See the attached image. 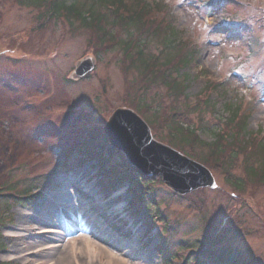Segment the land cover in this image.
Returning <instances> with one entry per match:
<instances>
[{"label": "rangeland", "instance_id": "rangeland-1", "mask_svg": "<svg viewBox=\"0 0 264 264\" xmlns=\"http://www.w3.org/2000/svg\"><path fill=\"white\" fill-rule=\"evenodd\" d=\"M157 1L170 7L168 12L174 18L176 37L199 44L197 49H193L192 43H181L186 51H197V61L180 70L185 74L186 93L191 98L188 106L204 99L211 105L204 107L200 101L197 109L189 113L193 122L200 114L202 121L208 122L205 129L218 133L231 118L227 117L229 111L226 106L240 102L242 111H249L250 114L246 120L248 128L261 130L264 138V18L250 23L244 20V16H262L264 0H235L236 3L234 0H145L151 6ZM208 2H211V6L207 5ZM259 5L261 8L257 7ZM39 11L33 1L21 5L17 0L14 3L12 0H0V186L18 191L24 189L26 182L33 187L32 192L36 189L46 192V200L38 199L27 207L26 212L25 208L19 206L11 208V224L1 229L0 233L4 235L2 244L7 251L20 255L23 246L28 243L27 248L40 246L47 249L38 255L41 264L47 260L61 264L63 258H71L63 244L48 245L36 233L47 223H53V211L58 210L59 206L57 201L69 206L64 194H72L73 180L62 171L51 177L50 171L59 166L67 152L86 139L87 132L93 134L95 139L84 158L82 168L85 174H96V158L100 161L109 157L99 167L97 174L107 167H113L114 162L120 164L116 154L106 153L108 148L101 135L102 126L117 107L136 110L140 102L137 97L141 94L140 88H131L132 79L136 76L138 81L139 72L128 66V59L122 53L114 51L109 54L97 49L96 39H87L85 33L74 36L64 22L46 31L32 30V33H26L25 28L37 25ZM235 20L239 22L236 26ZM167 25H160L159 28L165 30ZM153 53L159 54L156 45ZM81 56L93 57L96 68L86 79L64 83L66 74ZM127 67L129 72L125 71ZM213 83L217 85L210 92L209 99L208 91L203 90ZM158 93L163 99L166 89H159ZM13 104L19 108L13 109ZM174 105L163 101L159 120L154 125L155 135L159 138L165 136L166 117ZM6 115L11 116L14 122L7 125V121L11 120L3 118ZM197 131L194 135L198 139L204 142L214 140L212 132ZM174 145L182 153L191 151L207 156L202 148H191L190 144L180 142L179 138H176ZM90 152H96V158L88 161ZM234 163L230 161L225 166L223 161L221 167H213V170L207 166L216 181L217 188L213 190L206 187L185 195H175L159 180L153 179L146 192L150 200L148 212L157 221L140 229V233L145 234L139 244L142 248L132 256L151 257L156 264H196L191 250L197 253L200 242L206 244L207 239L214 236V231L217 233L215 228L219 214L225 211L229 202L230 209L234 207L237 213L230 216L225 229L228 234L223 232L211 249L223 250L233 244L234 251L228 254L229 260L238 256L247 263L264 264V180L249 179L248 169L231 167ZM118 169L121 170L120 167ZM45 177L47 184L43 183ZM227 178L232 183L239 179L242 187L234 189ZM30 179L34 183H30ZM136 179L140 180L139 177ZM147 182L144 180L142 184ZM129 197L125 196L126 199ZM74 210L77 208H71L72 212ZM144 213L139 211L137 218ZM35 214H40L46 221L31 217ZM26 224H29L26 230L29 237L26 240L7 237L10 232H16ZM95 224L100 228V222L95 221ZM106 226H109L108 223ZM161 226L166 227L162 241L158 237ZM124 229L126 241L135 239L129 236L128 229ZM109 230L113 234L116 231L111 226ZM72 232L68 230L67 233ZM83 236L86 237L80 231L65 239L70 241L76 238L82 245L87 242ZM55 237L53 242L63 235ZM165 243L169 245L168 253L173 257L170 263L162 262L155 253L157 245L163 247ZM176 249H181L180 253L176 254ZM32 250L27 249L26 252ZM159 251L161 255L163 250ZM1 252L0 260L9 259L8 252L3 255ZM35 259L30 256L28 264H35ZM15 263L21 264L23 260L17 259ZM82 263L85 264L84 261Z\"/></svg>", "mask_w": 264, "mask_h": 264}, {"label": "trees", "instance_id": "trees-1", "mask_svg": "<svg viewBox=\"0 0 264 264\" xmlns=\"http://www.w3.org/2000/svg\"><path fill=\"white\" fill-rule=\"evenodd\" d=\"M15 1L12 0L13 3ZM31 1L40 10L36 18L37 25L31 30L46 31L50 27H57L58 23L64 22L74 36L85 33L87 39H96L97 49L107 51L109 54L114 53V51L122 53L134 64L133 66L139 70L138 75L141 76V80H135L136 76H134L131 88L141 87V95L137 97L140 102L136 107L141 113L151 111V114L156 117L161 105L156 91L162 86L166 89L168 92L167 100L175 105L172 107V112L166 117L168 121L166 124L169 127H167V132L162 138L165 142L174 146L176 138H179L180 142L186 141L191 148L193 146L202 148L205 150V154L207 153L206 157L191 151L185 154L201 161L211 170L215 167H221L223 161L225 166L230 161H234L235 163L231 167L242 166L244 170L247 168L249 179L264 180V142L255 138L253 132L247 130V114L238 115V110H235L233 117L226 124L225 132L223 130L224 135H222L223 132L214 134L215 139H217L212 145L204 143L191 133L188 138L187 131L179 125L182 121H190L189 113L195 111L200 102L195 101L190 107L188 106L191 99L184 93L185 87L182 85V80L178 81V76L175 75L178 73L179 67L186 65L191 58L195 57L196 51H186L182 46L183 44L176 40L174 18L169 16L170 7L168 5L155 3L153 6L155 11H153L152 7L141 0H130L132 2L126 0H73L69 4L67 0H17L21 5ZM208 5H211V2H208ZM85 13L87 15L83 16ZM165 24H168L165 30L159 28L160 25ZM155 45L159 49V54L153 53ZM192 46L194 45L192 44ZM158 64L161 68L155 67ZM126 72L128 71L126 70ZM160 74L162 75L160 76ZM161 84L162 86L159 88ZM150 103L155 105L154 109L149 108ZM201 103L207 107L209 102L202 101ZM195 104L197 106L192 108ZM207 125L203 123L199 114L198 126L206 128ZM228 132L232 133L230 140L226 138ZM102 174L104 176L101 182L105 188L113 187L124 178L120 176V180L113 181L110 173L103 172ZM227 182L231 183L234 189L242 187L239 179L232 183L227 178ZM25 184L24 189L18 191L5 186L0 188V226L4 224L7 212L12 206L29 203L28 200L33 194L28 192L30 184ZM146 186L148 185H145L144 188L139 187L138 190H142L141 193L144 194L143 191L147 189ZM142 194L137 195L135 193L133 200L140 203L149 200L148 195L145 198ZM167 248L169 251L168 244L163 253L165 262L171 257ZM231 250L232 248L228 246L223 250L199 251L193 253L194 260L198 262L199 256L204 253L208 259L207 262L223 264ZM232 264L248 263L237 256Z\"/></svg>", "mask_w": 264, "mask_h": 264}, {"label": "water", "instance_id": "water-1", "mask_svg": "<svg viewBox=\"0 0 264 264\" xmlns=\"http://www.w3.org/2000/svg\"><path fill=\"white\" fill-rule=\"evenodd\" d=\"M94 69V58L85 56L75 64L69 79H83ZM103 131L109 143L124 154L130 165L145 175L161 176L162 181L176 193L215 186L204 167L154 140L147 124L130 109H116Z\"/></svg>", "mask_w": 264, "mask_h": 264}, {"label": "bare ground", "instance_id": "bare-ground-1", "mask_svg": "<svg viewBox=\"0 0 264 264\" xmlns=\"http://www.w3.org/2000/svg\"><path fill=\"white\" fill-rule=\"evenodd\" d=\"M64 199L67 200V198ZM68 201L70 205H77L70 198H68ZM79 208L81 207L79 206ZM108 229L109 228H100L96 230L98 234H95V237L91 235L87 239V242L82 245H79L80 240L76 238L66 241V236L62 238V242L61 239L54 241L53 243L55 244L61 242L64 248L69 252V258H73V260L71 258V260L63 258L61 264H71L70 261H72L73 264H83V261L85 264H156V260L151 257H133L132 254L135 251L134 245L136 244L132 243L130 240L126 241L125 238H122V234L119 235L115 232V235ZM39 233V237L42 239L45 238L44 235L47 236V233L58 234L59 231L47 229L43 231L40 230ZM130 260H132V262ZM49 261H46L45 264Z\"/></svg>", "mask_w": 264, "mask_h": 264}, {"label": "snow or ice", "instance_id": "snow-or-ice-1", "mask_svg": "<svg viewBox=\"0 0 264 264\" xmlns=\"http://www.w3.org/2000/svg\"><path fill=\"white\" fill-rule=\"evenodd\" d=\"M237 71H239V70H237Z\"/></svg>", "mask_w": 264, "mask_h": 264}]
</instances>
